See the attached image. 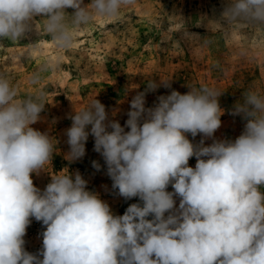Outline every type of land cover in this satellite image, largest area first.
Returning <instances> with one entry per match:
<instances>
[{
    "label": "clouds",
    "instance_id": "1",
    "mask_svg": "<svg viewBox=\"0 0 264 264\" xmlns=\"http://www.w3.org/2000/svg\"><path fill=\"white\" fill-rule=\"evenodd\" d=\"M134 2L0 0V45L38 34L40 22L57 49H70L95 18H116ZM220 18L264 25V0H225ZM40 78L34 73L30 81ZM171 82H147L123 126L96 98L68 117L64 158L82 159L93 137L112 190L138 198L118 215L79 170L49 171L58 141L32 127L47 93L21 97L0 71V264H264V85L243 90L232 106L229 114L245 121L240 135L219 139L225 110L214 87L186 85V93L173 89L145 106L147 93ZM92 166L101 170L97 161ZM41 173L51 177L43 189L33 180ZM33 219L44 228L37 253L25 248Z\"/></svg>",
    "mask_w": 264,
    "mask_h": 264
},
{
    "label": "rangeland",
    "instance_id": "2",
    "mask_svg": "<svg viewBox=\"0 0 264 264\" xmlns=\"http://www.w3.org/2000/svg\"><path fill=\"white\" fill-rule=\"evenodd\" d=\"M89 2L84 0L85 4ZM224 2L135 0L116 18H95L79 32L70 49H57L39 31L40 22L36 24L38 34L32 32L20 42L4 41L7 47L0 45V71L8 73L19 86L21 97L38 89L47 93L42 120L32 127L49 131L58 141L49 171L79 170L88 181V189L98 192L118 215L139 202L138 198L125 200L112 190L104 160L93 150V137L89 136L85 156L69 163L64 158L69 147L64 130L71 126L69 115L95 98L105 105L110 118L123 126L131 99L151 80L172 81L171 89L161 87L147 93L146 107H152L157 96L173 89L186 93V85L216 88L223 93L219 103L225 112L215 137L239 136L245 121L229 113L243 90L264 85V25L223 22L220 13ZM38 72L41 78L33 84L30 77ZM200 139L198 135L194 142ZM211 142L207 139L205 144ZM93 161L99 162L100 171L92 166ZM195 164V157L190 158L189 166ZM50 178L47 173L33 174L34 184L40 189ZM168 191H173L171 186ZM43 231L42 224L33 219L24 238L27 251L37 253L42 248Z\"/></svg>",
    "mask_w": 264,
    "mask_h": 264
}]
</instances>
